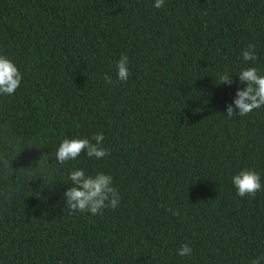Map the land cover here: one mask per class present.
I'll list each match as a JSON object with an SVG mask.
<instances>
[{"label":"trees","instance_id":"trees-1","mask_svg":"<svg viewBox=\"0 0 264 264\" xmlns=\"http://www.w3.org/2000/svg\"><path fill=\"white\" fill-rule=\"evenodd\" d=\"M154 2L0 0V54L23 75L0 95V264H250L264 253V107L226 116L246 87L238 73L264 74V0ZM249 43L255 61L243 60ZM99 133L108 155L58 164L64 138ZM79 168L112 176L116 209L70 211ZM245 168L260 174L255 196L232 183ZM185 243L190 256L178 254Z\"/></svg>","mask_w":264,"mask_h":264},{"label":"clouds","instance_id":"clouds-1","mask_svg":"<svg viewBox=\"0 0 264 264\" xmlns=\"http://www.w3.org/2000/svg\"><path fill=\"white\" fill-rule=\"evenodd\" d=\"M165 0H155L153 7L160 9ZM244 61H255L256 46L249 43L242 51ZM129 58L127 55H121L116 62L117 78L126 82L129 79ZM239 81L246 83L245 88H237L233 104L227 105L226 116L231 119L237 116H247L255 109L264 107V74H261L256 67L243 68L239 73ZM23 75L18 66L8 57L0 54V95L11 96L20 87ZM103 79L112 83V78L107 74ZM219 84L233 83L230 73H224L219 76ZM105 137L103 133L95 134L91 142L87 138H64L56 152L55 156L58 164H63L70 160H75L82 152H86L88 157L97 159L108 155V151L103 148ZM69 179L72 186L64 192L65 204L71 212H89L92 215L102 214L105 209H116L121 201V195L113 186V178L102 171L95 175L85 173L82 168L74 169L70 172ZM232 183L241 197L246 195L255 196L262 190L260 174L255 170L245 168L232 177ZM173 215H179L175 210ZM180 256H190L192 248L189 244H182L177 250ZM250 264H264V253L251 259Z\"/></svg>","mask_w":264,"mask_h":264}]
</instances>
